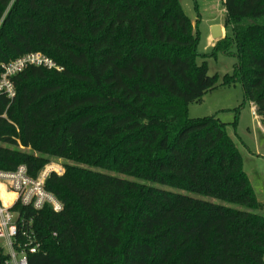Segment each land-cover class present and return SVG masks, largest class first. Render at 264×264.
Here are the masks:
<instances>
[{
    "label": "trees",
    "instance_id": "1",
    "mask_svg": "<svg viewBox=\"0 0 264 264\" xmlns=\"http://www.w3.org/2000/svg\"><path fill=\"white\" fill-rule=\"evenodd\" d=\"M239 82L264 124V0H224ZM179 0H0V72L32 52L0 93V170L31 177L63 204H16L41 242L29 264H264V203L226 124L193 119L218 85ZM199 59H203L201 63ZM1 261V259H0Z\"/></svg>",
    "mask_w": 264,
    "mask_h": 264
},
{
    "label": "rangeland",
    "instance_id": "2",
    "mask_svg": "<svg viewBox=\"0 0 264 264\" xmlns=\"http://www.w3.org/2000/svg\"><path fill=\"white\" fill-rule=\"evenodd\" d=\"M182 10L190 18L199 32L198 50L208 54L205 58L209 74L218 76V85L210 90L200 102L190 103V118L217 116L226 124L228 135L234 140L241 153L244 170L250 178L256 197L264 203V124L261 117L252 114L253 102L245 100L242 85L236 82L222 84L225 75H231L236 59L216 51L217 42L222 40L225 27L224 0H179ZM221 25L225 29L223 37L213 39L211 29ZM230 33V32H228ZM203 59H199L201 63ZM55 170L65 171L61 159H53L47 164Z\"/></svg>",
    "mask_w": 264,
    "mask_h": 264
},
{
    "label": "built area",
    "instance_id": "3",
    "mask_svg": "<svg viewBox=\"0 0 264 264\" xmlns=\"http://www.w3.org/2000/svg\"><path fill=\"white\" fill-rule=\"evenodd\" d=\"M31 66L58 72L63 70L61 65L41 52L28 53L1 64L0 93L13 99L16 88L12 78ZM252 114L258 118L254 105ZM52 172L62 174L61 169L55 170L48 165L35 178L29 175L25 165H20L13 171L0 170V186L10 195L7 201L0 195V264H29V257L41 250V242L32 228V219L26 223L20 212L13 208L16 204H21L39 211L50 206L55 212H61L63 204L45 187Z\"/></svg>",
    "mask_w": 264,
    "mask_h": 264
},
{
    "label": "water",
    "instance_id": "4",
    "mask_svg": "<svg viewBox=\"0 0 264 264\" xmlns=\"http://www.w3.org/2000/svg\"><path fill=\"white\" fill-rule=\"evenodd\" d=\"M211 35L213 39H218L224 36L222 26L221 25H214L211 29Z\"/></svg>",
    "mask_w": 264,
    "mask_h": 264
},
{
    "label": "crops",
    "instance_id": "5",
    "mask_svg": "<svg viewBox=\"0 0 264 264\" xmlns=\"http://www.w3.org/2000/svg\"><path fill=\"white\" fill-rule=\"evenodd\" d=\"M222 30H223V33L225 34V29L224 27L222 26ZM212 37V36H211ZM0 191H1V198L5 201H7L9 198H10V195L4 191V188L2 186H0Z\"/></svg>",
    "mask_w": 264,
    "mask_h": 264
},
{
    "label": "bare ground",
    "instance_id": "6",
    "mask_svg": "<svg viewBox=\"0 0 264 264\" xmlns=\"http://www.w3.org/2000/svg\"><path fill=\"white\" fill-rule=\"evenodd\" d=\"M6 201V200H5Z\"/></svg>",
    "mask_w": 264,
    "mask_h": 264
}]
</instances>
